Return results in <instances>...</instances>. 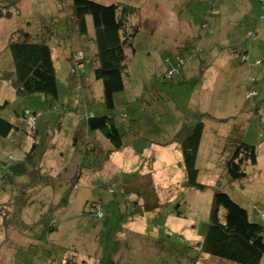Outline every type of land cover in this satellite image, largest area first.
<instances>
[{
    "label": "rangeland",
    "instance_id": "1",
    "mask_svg": "<svg viewBox=\"0 0 264 264\" xmlns=\"http://www.w3.org/2000/svg\"><path fill=\"white\" fill-rule=\"evenodd\" d=\"M93 1L131 7L127 25L138 29L135 51L124 49L125 92L115 98L117 111L127 116L117 118L120 131L130 130L128 140L143 134L135 145L138 155L131 150L111 152L100 132L89 133L83 126L87 114L106 112L101 83L92 77L96 50L91 17L88 34L80 36L72 0H0V12L12 13L0 19V73L13 70L8 50L13 31L27 32L33 40L49 26L56 32L51 47L61 87L57 100L16 97L0 79V103L8 102L1 114L14 125L7 138L0 137V264H63L72 258L74 264H235L204 254L199 246L217 192L228 194L251 221L264 225V111L252 112L253 97L245 100L237 90L235 81L238 88L247 83L243 76L236 78L233 67L218 79L215 100L212 85L206 93L209 103L201 93L197 98L194 81H202V68L196 71V59L203 52L217 54L234 46L239 50L247 43L248 53L252 59L259 57L261 65L260 72H250L247 79L254 77L263 101L264 0ZM249 32L258 40L245 38ZM176 58L183 69L167 83L165 72ZM218 66L211 68L216 79ZM80 72L84 78L73 81ZM239 101L241 110L235 106ZM179 111L182 117L196 111L208 114L196 161L202 190L186 186L176 145H162L179 129ZM87 141L96 144L89 157L82 148ZM234 141L257 147V163H245L246 177L238 181H230L225 169ZM33 145L34 156L25 171L11 170ZM118 180L150 181V187L137 194L150 202L156 195L161 207L152 212L136 207L135 195H124ZM95 206L104 218L93 216ZM224 213L221 209V217Z\"/></svg>",
    "mask_w": 264,
    "mask_h": 264
},
{
    "label": "trees",
    "instance_id": "2",
    "mask_svg": "<svg viewBox=\"0 0 264 264\" xmlns=\"http://www.w3.org/2000/svg\"><path fill=\"white\" fill-rule=\"evenodd\" d=\"M5 7L9 6L5 5ZM72 8L77 33L80 36L88 34L87 17H91L93 29L92 42L96 50L95 55L91 58L93 67L92 77L95 81L101 83V99L102 104L106 108L104 114H87V118L83 119V126H85L86 131L89 133L100 132L111 144L113 150L122 151L130 146L132 139L128 140V134L121 132L118 128L117 118H126L127 116L125 115L126 113L117 111L115 98L117 95L125 92L127 58L124 49L125 47H130L132 53L135 51L134 39L138 34V29L127 25L131 7L118 3L103 5L93 0H72ZM11 17L12 13L8 9L0 12V19H9ZM54 33H56L54 29L51 30L49 26H46L44 31L40 32L33 40H31L29 33L20 32V30L13 31L9 35L8 50L13 60V70L7 73H0V79L9 83L16 97L42 96L50 100H57L59 98L61 87L56 77L51 47V37ZM249 33L255 37L252 38L247 34V39L251 41L258 40L256 33ZM246 44H243V49ZM236 48L235 46L226 47L227 50L239 54L238 59H240V63L249 66L248 51L240 52L243 49L237 50ZM84 60L83 58L82 62ZM257 64H260L259 61H257ZM175 67L176 71L173 69ZM173 68L165 72L164 78L167 83H170L171 79L179 75L183 69V64H179L178 58H176ZM170 70H173V73L171 76H167V72ZM77 74L75 75L77 78L74 77L73 81L84 78L81 72ZM249 83H255L254 77L251 76ZM80 84L82 85L83 83ZM194 84L197 85L198 81L195 80ZM247 92L259 94L253 88ZM257 95L255 97H258ZM7 104V101L0 103V137L3 138H7L14 129V125L10 122L9 118L1 114V111ZM25 112L26 110L23 116H26ZM179 112L180 120L177 123L180 125L179 129L173 134L170 141L162 145L166 146L173 143L178 147L182 157L186 186L195 190H202L204 185L197 181L198 170L196 168V161L205 127L204 120L208 118V114L196 111L190 117L187 116V113L182 117L181 111ZM63 114L60 115L59 120H61ZM181 120L182 122L180 123ZM79 132L80 130L75 132L74 145L78 143L77 135ZM89 145L91 143L87 141L82 147L85 149L83 154L87 157L93 154L92 148ZM34 147L35 145L32 146L24 160L18 165L12 166L11 170L25 171L28 160L34 156L32 153ZM256 149L257 147L242 142L236 145L225 163L226 175L230 181H238L246 177L243 165L245 163L252 165L257 163ZM150 185V181L129 183L127 181L122 185L123 190L121 191L124 195H135L134 205L136 207L142 206L145 211L150 212L157 211L162 203H160L156 195L150 202L145 198L141 199V196L137 194L141 188L144 191ZM221 209L225 211L223 217L220 214ZM176 213L178 214L179 210ZM93 216L96 217L94 214ZM208 221L204 240L199 246L201 252L235 264H260L264 256V225L251 221L247 211L234 202L228 194L222 192L214 194ZM65 258L69 257L66 256ZM72 259L65 260L63 264H74L72 262L74 259Z\"/></svg>",
    "mask_w": 264,
    "mask_h": 264
},
{
    "label": "crops",
    "instance_id": "3",
    "mask_svg": "<svg viewBox=\"0 0 264 264\" xmlns=\"http://www.w3.org/2000/svg\"><path fill=\"white\" fill-rule=\"evenodd\" d=\"M246 38V37H245ZM211 47V46H210ZM210 47H209V49H210ZM218 50H220V49H218ZM221 52H219V53H217V54H215V53H213V54H210V53H201V54H198V56H197V66H198V68H197V70L196 71H198L199 70V68L201 67L202 68V77H201V79H202V81H198V84L196 85V84H194L195 85V90H196V95L195 96H197V98H199V95H200V93L201 94H203L204 95V97H205V99L203 100V101H205L206 103H209L211 100L209 99V97L207 96V94L206 93H208L209 92V87H211V85L213 86V90H212V98H213V100H215V95H214V88L215 87H217V85H218V83H219V81H218V79H224V77H225V75L229 72V70H230V68H232L233 67V73L235 74V76H236V78H239L240 76H243V79H244V81H246V83H247V85L246 86H244L243 88H238L239 87V84H238V82L237 81H235L234 82V84L236 85V87H237V90L238 91H241V93L243 94V96H244V99L246 100H248V99H252V98H249L248 96H247V94H248V90L250 91L251 90V88H253V89H255V90H257L256 88H255V85L254 84H250L249 85V81H250V78H251V76H249V79H247V77H248V75L249 74H251L250 72H252V73H254V72H256V73H258V72H260V69H259V65L260 64H257V61L258 60H256L257 58H259V57H257V58H254V59H252V57L250 56V54H249V68H250V70L248 71L247 70V68L244 66V65H246L247 66V64H244V63H240V59H238V53L237 52H231V51H229V50H227L226 49V47H224L222 50H220ZM245 51H248V47H247V44L246 45H244V49L242 50V51H240V52H245ZM255 52H258V50L257 49H255L254 50ZM225 52V53H224ZM249 52V51H248ZM223 54V55H222ZM256 56H257V54H255ZM255 56V57H256ZM199 60V61H198ZM180 61V60H179ZM217 61V62H216ZM218 64L220 65V66H218ZM238 64H241V65H243V68H244V70L242 71V70H240V69H236V68H239V66H238ZM213 66H218V77H217V79L215 78V76L214 75H216L217 73H216V70H213V69H211ZM261 66V65H260ZM195 66L194 65H191V67H190V69H192L193 70V68H194ZM204 73H205V75H204ZM210 74V77L212 78L213 77V80H214V82H213V80H206L205 79V76H208ZM247 80H249V81H247ZM215 84V85H214ZM258 91V90H257ZM257 96H259V94L257 95ZM261 96V95H260ZM263 101H264V98H263ZM263 101H262V99H261V97H253V99H252V102H251V109H252V112H254L255 114H258L260 111L262 112V110L264 111V106H263ZM235 106H237L238 108H239V110H241V103H240V101L238 102V105H235ZM246 107V106H245ZM240 113V112H239ZM240 121H241V119H240ZM245 121H246V119H245ZM243 123H244V121H242ZM205 128V127H204ZM126 129V128H125ZM141 128H137V130H140ZM130 130H125V134H128V135H130ZM97 133V132H96ZM204 134V133H203ZM230 135H232V134H230ZM143 136V134H135L133 137H131V139H132V143H130V146L129 147H127V148H125V149H123V150H131L134 154H136V155H138V152H137V150H136V148H135V145H136V141L138 140V139H141V137ZM202 139H203V135H202ZM202 139H201V142H202ZM89 142V141H88ZM201 142H200V147H201ZM234 142H237L235 145H237L238 143H239V141H234ZM233 142V143H234ZM90 143V142H89ZM233 143H231V145L232 146H234V144ZM153 143L152 142H150V145L151 146H153L152 145ZM95 146H96V144H94V145H89V147L90 148H92L91 150L93 151V153H94V151H95ZM88 147V148H89ZM177 147V146H176ZM200 147H199V151H200ZM178 148V147H177ZM122 150V151H123ZM111 152H115V150H113V147H112V149H111ZM117 152V151H116ZM198 154H199V152H198ZM130 156H131V154H130ZM136 168V167H135ZM141 169H142V171L141 172H145L144 171V169H143V167H141ZM150 171H151V169H150ZM134 173V172H133ZM144 174H146V173H144ZM142 175V174H141ZM137 176L138 175H135L134 176V178L136 179L137 178ZM118 181H120V180H118ZM121 182V184H120V188L122 189V185L124 184V182H126L125 180H122V181H120Z\"/></svg>",
    "mask_w": 264,
    "mask_h": 264
},
{
    "label": "built area",
    "instance_id": "4",
    "mask_svg": "<svg viewBox=\"0 0 264 264\" xmlns=\"http://www.w3.org/2000/svg\"><path fill=\"white\" fill-rule=\"evenodd\" d=\"M249 36H251L252 38H254L255 36L252 35L251 33H248ZM180 64V63H179ZM175 71H176V67L173 68ZM77 71V70H76ZM74 71V72H76ZM173 73V70H170L169 72H167V76H171ZM257 95L256 92H248V97L251 98V97H255ZM32 122L34 123L35 122V119L32 120ZM95 216L98 217V218H101L103 217V211H101L100 207L96 206L95 208Z\"/></svg>",
    "mask_w": 264,
    "mask_h": 264
}]
</instances>
